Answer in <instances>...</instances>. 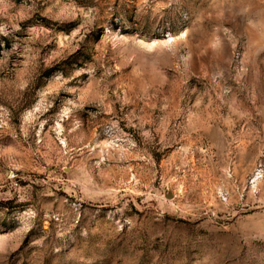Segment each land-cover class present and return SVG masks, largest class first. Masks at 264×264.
<instances>
[{
	"label": "rangeland",
	"instance_id": "obj_1",
	"mask_svg": "<svg viewBox=\"0 0 264 264\" xmlns=\"http://www.w3.org/2000/svg\"><path fill=\"white\" fill-rule=\"evenodd\" d=\"M0 264H264V0H0Z\"/></svg>",
	"mask_w": 264,
	"mask_h": 264
}]
</instances>
